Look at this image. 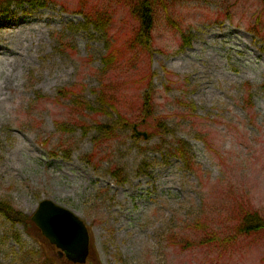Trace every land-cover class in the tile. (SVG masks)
<instances>
[{"label": "rangeland", "instance_id": "1", "mask_svg": "<svg viewBox=\"0 0 264 264\" xmlns=\"http://www.w3.org/2000/svg\"><path fill=\"white\" fill-rule=\"evenodd\" d=\"M77 1L0 7V199L26 215L43 198L73 210L91 233L87 264H264V232L205 241L231 232L240 205L264 218V37L251 30L264 31L263 0H167L150 48L109 74L105 31L84 26ZM112 13L108 28L123 37L132 16ZM104 84L108 113L70 94L98 108ZM145 91L166 132L97 130L117 113L137 121ZM5 227L0 262L14 264L24 251ZM22 227L41 261L71 264L33 223Z\"/></svg>", "mask_w": 264, "mask_h": 264}, {"label": "trees", "instance_id": "2", "mask_svg": "<svg viewBox=\"0 0 264 264\" xmlns=\"http://www.w3.org/2000/svg\"><path fill=\"white\" fill-rule=\"evenodd\" d=\"M48 0H0V7L4 11H8L12 5H31V6H44ZM264 1V0H263ZM122 6L132 16L133 25L127 33L120 37L121 32L111 31L108 25L113 21L112 11L116 7ZM161 6L165 10L168 8L167 0H78L76 11L83 16L84 26L91 25L96 28L103 27L106 35V53L102 57V68L101 71L105 74H109L115 66L128 62L129 56H140L144 54L149 48L152 39V29L155 19L156 8ZM97 30V29H95ZM257 35L264 37V31L258 32L255 27L251 29ZM122 39H120V38ZM107 80H110L106 78ZM73 97V101L80 106H84L90 110L100 111L108 113L109 109L115 110L114 105L115 98L109 92V88L106 84L102 85V90H99L97 101L99 103L98 108L92 107L88 102L82 101L80 96L74 90L70 91ZM140 118L133 122L131 119L125 117L122 114L117 113L114 124H100L96 128L103 134L104 137L111 136L117 128L129 129L131 136L134 138L136 135L133 131V125H148L152 124V129L148 133V137H151L153 133L159 132L163 134V131H167V128L163 123L156 121L153 117L151 96L149 91H145L143 94L142 107H141ZM156 121V123H155ZM157 129V130H156ZM89 130V127L84 128V131ZM99 143L101 139H97ZM96 141V143L98 142ZM179 144V145H178ZM177 147L173 148V154L177 157L182 158L183 151H185L184 143L178 142ZM90 159H92L90 157ZM113 175L116 177L118 182H122V174L119 170H113ZM0 219L5 224V231H8L4 238H9L14 241L19 247L23 248V253L19 252L14 258V264H46L45 261H41V255L38 256L37 252L32 248H28L25 242L21 241V235L17 233L15 227L21 225L26 228L27 225H32L30 216L24 214L22 211L14 208L10 203L0 199ZM22 227V228H23ZM258 232H264V219L256 211H244L240 210L234 221L233 228L229 234L215 233L210 230V236L205 240L209 244L215 246H226L233 244L236 236L249 237ZM6 233V232H5ZM208 233V231H207ZM222 233V232H221ZM228 238V243L226 239ZM203 241V243L205 242ZM189 245V244H188ZM25 246L27 249L25 250ZM47 258V257H46ZM13 259V258H12ZM0 264H2L0 262Z\"/></svg>", "mask_w": 264, "mask_h": 264}, {"label": "water", "instance_id": "3", "mask_svg": "<svg viewBox=\"0 0 264 264\" xmlns=\"http://www.w3.org/2000/svg\"><path fill=\"white\" fill-rule=\"evenodd\" d=\"M143 135L146 136V133L143 132ZM32 220L43 235L65 253L68 260L74 263L85 262L89 246L88 230L75 213L44 199L39 202Z\"/></svg>", "mask_w": 264, "mask_h": 264}]
</instances>
